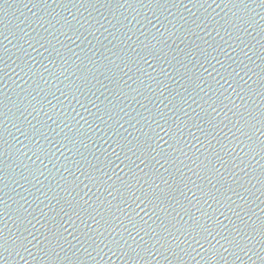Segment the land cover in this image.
Wrapping results in <instances>:
<instances>
[{
  "label": "water",
  "instance_id": "water-1",
  "mask_svg": "<svg viewBox=\"0 0 264 264\" xmlns=\"http://www.w3.org/2000/svg\"><path fill=\"white\" fill-rule=\"evenodd\" d=\"M262 226L261 0H0V264H264Z\"/></svg>",
  "mask_w": 264,
  "mask_h": 264
},
{
  "label": "snow or ice",
  "instance_id": "snow-or-ice-1",
  "mask_svg": "<svg viewBox=\"0 0 264 264\" xmlns=\"http://www.w3.org/2000/svg\"><path fill=\"white\" fill-rule=\"evenodd\" d=\"M261 4L264 5V0H261ZM245 30H247L245 28ZM37 159H39V156H37ZM197 227H200V228H203L204 231H207L209 235H211L212 233L206 228L204 227L203 225H200L198 222H197ZM261 231L264 232V226H262L261 228ZM129 235H131V233H129ZM193 239H195V237H193ZM198 242V241H197ZM118 243V242H117ZM126 243V242H125ZM225 251H227V249H225Z\"/></svg>",
  "mask_w": 264,
  "mask_h": 264
}]
</instances>
